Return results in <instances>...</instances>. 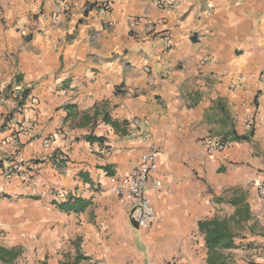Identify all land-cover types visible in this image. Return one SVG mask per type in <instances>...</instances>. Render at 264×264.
I'll use <instances>...</instances> for the list:
<instances>
[{"label":"crops","instance_id":"1","mask_svg":"<svg viewBox=\"0 0 264 264\" xmlns=\"http://www.w3.org/2000/svg\"><path fill=\"white\" fill-rule=\"evenodd\" d=\"M68 1L52 20L55 0H0V264H208L198 222L213 218L232 234L223 264H264V0H110L104 14L89 6L104 0ZM133 118L160 148L146 228L110 190L148 146Z\"/></svg>","mask_w":264,"mask_h":264},{"label":"built area","instance_id":"2","mask_svg":"<svg viewBox=\"0 0 264 264\" xmlns=\"http://www.w3.org/2000/svg\"><path fill=\"white\" fill-rule=\"evenodd\" d=\"M110 0L96 1L89 6L95 9L100 14H104L110 9ZM155 4L160 9H172L176 5V0H155ZM76 5L70 4L68 0H55V6L51 14L52 20H57L62 15H70L73 13V9ZM87 6H85L86 8ZM111 25V22L108 23ZM151 29H154L157 25L156 22H148ZM165 44L170 45L171 39L168 31L163 36ZM203 63H207L209 58H203ZM259 80L264 86V68L259 73ZM11 95L19 103L23 97V93L19 87H13L10 89ZM7 115L0 114V122L3 121ZM130 125L133 127L135 134L144 142L148 143V146L141 156L139 162L129 172L117 178L110 186L111 192L117 197L118 202L126 209L128 218L138 228L149 227L155 219V211L153 204L151 203L148 189L149 183L153 189H160L162 187V181L156 177L158 169V156L160 148L151 138V124L146 119L133 118L130 121ZM53 141V136H49L44 140L45 145H49ZM203 145L210 152H221L227 149L228 144L224 140L216 137H204L202 140ZM100 152L109 153L107 145L102 143ZM18 168L9 166L3 170L2 174L6 178H10L18 173ZM257 194L260 197H264V184H256ZM2 230L0 229V236ZM92 264H102L99 262H92ZM173 264V263H170Z\"/></svg>","mask_w":264,"mask_h":264},{"label":"trees","instance_id":"3","mask_svg":"<svg viewBox=\"0 0 264 264\" xmlns=\"http://www.w3.org/2000/svg\"><path fill=\"white\" fill-rule=\"evenodd\" d=\"M95 114H98L97 112ZM102 121L110 124L117 131H124V123H118L117 120H113L106 112L101 114ZM91 139V136H87ZM237 139H246V136H236ZM235 203V201H233ZM67 204H60V207H65ZM74 208V207H73ZM199 229L204 233V240L206 247L212 251L210 257H208V264H223L224 257L218 252L220 247H229L231 245L232 234L228 229L224 221H220L216 218L204 220L198 222ZM77 264V261L75 263Z\"/></svg>","mask_w":264,"mask_h":264},{"label":"rangeland","instance_id":"4","mask_svg":"<svg viewBox=\"0 0 264 264\" xmlns=\"http://www.w3.org/2000/svg\"><path fill=\"white\" fill-rule=\"evenodd\" d=\"M84 117H83V115H81L80 117H79V120H81V121H79V123L80 124H82L83 122L82 121H86L85 119H83ZM86 123H93V125H95L96 124V121H93V122H86ZM82 130H85V129H82ZM83 136H88V134L86 133H79V137H83ZM181 163V165H183V166H187L188 165V160H186V161H181L180 162ZM193 171H195V174L197 175L198 174V178H200L201 180H205V179H207V177H206V175L205 174H202V173H198V172H200V171H198V170H196V169H193ZM219 171H221L222 172V170H219ZM99 188V187H98ZM213 196H214V198H217L219 201L220 200H229V198H231V194L230 193H227V192H225V191H223L222 193H219L218 194V196H216V194H213ZM225 202V201H224ZM233 227L235 228L236 226H235V224H233ZM255 230H259V227L257 228H255ZM164 263L165 264H170V263H173V264H176V259L175 258H170V259H168V260H165L164 261ZM153 264H156V262L154 261L153 262Z\"/></svg>","mask_w":264,"mask_h":264}]
</instances>
